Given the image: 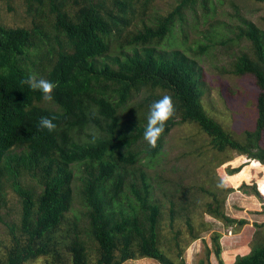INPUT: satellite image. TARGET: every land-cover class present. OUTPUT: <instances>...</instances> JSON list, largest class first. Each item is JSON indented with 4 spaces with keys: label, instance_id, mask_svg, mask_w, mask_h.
<instances>
[{
    "label": "trees",
    "instance_id": "16d2710c",
    "mask_svg": "<svg viewBox=\"0 0 264 264\" xmlns=\"http://www.w3.org/2000/svg\"><path fill=\"white\" fill-rule=\"evenodd\" d=\"M2 1L16 11L14 0ZM215 1L174 0L164 11L156 0H24L30 26L0 20V222L12 243L0 242V264L41 257L51 259L47 264H186L181 227L189 242L200 239L196 208L227 226L238 222L224 210L234 188L201 186L211 198L203 204L197 194L191 199L192 186L163 174L167 139L183 124L200 127L217 153L235 151L264 165V30L233 0L231 13L221 11L231 22L216 17L227 0ZM210 52L229 56L221 71L253 78L254 129L235 136L205 108L199 63ZM30 76L56 84L53 100L29 86ZM163 95L173 98L175 112L153 147L143 132L149 105ZM43 117L56 127H41ZM170 184L175 189L166 191ZM239 190L262 196L256 185ZM11 193L18 202L10 208ZM14 209L6 221L2 211ZM221 238L213 236L215 255L226 264ZM234 264H264V243Z\"/></svg>",
    "mask_w": 264,
    "mask_h": 264
},
{
    "label": "rangeland",
    "instance_id": "374dc122",
    "mask_svg": "<svg viewBox=\"0 0 264 264\" xmlns=\"http://www.w3.org/2000/svg\"><path fill=\"white\" fill-rule=\"evenodd\" d=\"M239 7L241 14L248 20L254 22L258 27L264 30V3L257 0H233ZM24 0H14L13 4L16 8L15 12H9L7 5L0 0V20L7 26H30V19L26 16ZM213 2L216 3L215 0ZM230 0L224 2V6L217 7L218 18H223L225 22H231L228 16L221 15V11L232 12L229 6ZM156 5L164 11H168L174 0H156ZM203 30V24L200 29ZM207 28V27H206ZM197 34H191V38H197ZM206 56L202 58L199 66L203 69V81L205 83L206 92L204 95V106L224 128L235 136L247 129H254L258 117L257 111V87L252 77H237L234 74H227L221 71L225 64V59L229 56L217 55ZM224 56V57H223ZM225 61V62H224ZM189 139V141L187 140ZM187 140V141H186ZM209 137L196 124H183L175 127L167 139V147L165 151L167 172L164 176L173 181L183 182V186L188 188L192 186L193 193L205 204L211 198L207 193L200 190L204 186L206 190H211L212 183H223L224 187L234 188L235 191L228 194L224 210L226 215L237 220L232 227L227 226L223 221L216 220L208 214L202 213V207L196 208L195 213L191 214L195 222V230L200 232V239L190 241L188 228L182 224L181 241L185 246L183 257L186 264H220L219 258L215 255V247L213 236L220 233L222 238L220 243L222 246V260L226 264H234L239 256L251 253L256 245L264 243V165L257 160H250L245 155H239L235 151L228 150L224 154L217 153L209 143ZM184 157H180L185 155ZM218 157V158H217ZM231 157L232 160L225 162L219 166V160H225ZM217 158V159H216ZM228 160V159H227ZM178 167L179 171L172 172V166ZM244 165V169L234 175H229L228 170ZM214 180V182H213ZM243 183L248 186L256 185L261 192V198L255 195L244 194L239 188ZM174 184L165 185L166 191H171ZM263 190V191H262ZM173 194L172 192L169 193ZM223 194V193H222ZM162 195V194H161ZM222 196V195H221ZM163 197V195L161 196ZM190 199V198H189ZM10 205L18 202L17 197L14 198L10 194ZM165 208H169L168 201ZM6 221L11 222L16 217V210L12 212L3 210ZM168 213H165V218ZM239 220H246L248 223L239 226ZM167 223V218L164 219ZM208 224L203 227L201 224ZM170 228L167 225L164 234L170 237ZM0 242L2 248L10 246L11 237L9 236L7 226L0 222ZM210 249L211 254L208 257L207 252ZM172 257L176 259L177 252ZM50 258L41 257L27 264H47ZM180 262V259H177ZM124 264H160L150 258H141L138 260H128Z\"/></svg>",
    "mask_w": 264,
    "mask_h": 264
},
{
    "label": "clouds",
    "instance_id": "9594fccd",
    "mask_svg": "<svg viewBox=\"0 0 264 264\" xmlns=\"http://www.w3.org/2000/svg\"><path fill=\"white\" fill-rule=\"evenodd\" d=\"M32 89H39L44 98L48 101L53 100V90L56 84L45 78L30 76L26 81ZM175 104L170 95H163L161 98L152 101L149 105L147 114V125L143 132L144 139L149 145L155 147L162 133L165 131L166 122L174 115ZM40 126L52 130L56 127L53 119L43 117Z\"/></svg>",
    "mask_w": 264,
    "mask_h": 264
}]
</instances>
